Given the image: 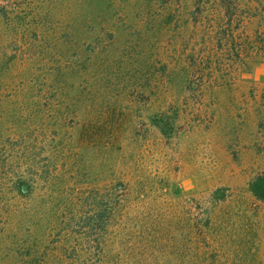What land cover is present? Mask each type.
<instances>
[{
  "label": "rangeland",
  "instance_id": "obj_1",
  "mask_svg": "<svg viewBox=\"0 0 264 264\" xmlns=\"http://www.w3.org/2000/svg\"><path fill=\"white\" fill-rule=\"evenodd\" d=\"M226 2L246 9V0ZM192 6V0H0V135L54 132L55 158H75L95 184L117 177L124 155L136 148L153 173L165 168L184 194L246 182L251 197L264 159L249 143L255 128L246 122V96L264 88V63H251L235 84L213 93L214 123L187 135L181 112L189 114L186 121L192 117L182 102V51ZM170 101H177L181 129L166 138L153 119ZM134 132L137 146L128 144ZM211 157L222 174L209 170Z\"/></svg>",
  "mask_w": 264,
  "mask_h": 264
},
{
  "label": "trees",
  "instance_id": "obj_2",
  "mask_svg": "<svg viewBox=\"0 0 264 264\" xmlns=\"http://www.w3.org/2000/svg\"><path fill=\"white\" fill-rule=\"evenodd\" d=\"M192 1L182 51V102L192 120L181 112L191 136L214 123L213 93L235 84L251 63H264V0H246V9ZM175 103L153 119L166 138L181 129ZM246 122L255 128L253 154L264 159V88L246 96ZM137 135L129 145L137 146ZM55 139L36 130L0 135V264H264V191L256 186L264 187V168L253 174L251 197L246 182L184 194L165 168L153 173L133 148L117 177L95 184L75 158H55ZM211 160L209 170L222 174Z\"/></svg>",
  "mask_w": 264,
  "mask_h": 264
}]
</instances>
